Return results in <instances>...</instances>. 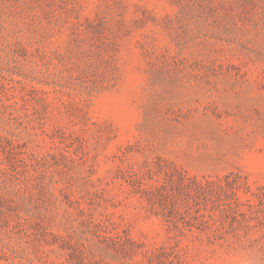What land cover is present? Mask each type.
<instances>
[{
  "label": "rangeland",
  "instance_id": "obj_1",
  "mask_svg": "<svg viewBox=\"0 0 264 264\" xmlns=\"http://www.w3.org/2000/svg\"><path fill=\"white\" fill-rule=\"evenodd\" d=\"M0 264H264V0H0Z\"/></svg>",
  "mask_w": 264,
  "mask_h": 264
},
{
  "label": "trees",
  "instance_id": "obj_2",
  "mask_svg": "<svg viewBox=\"0 0 264 264\" xmlns=\"http://www.w3.org/2000/svg\"><path fill=\"white\" fill-rule=\"evenodd\" d=\"M213 188H214V189H218L219 191L221 190V188L218 187V186H216V185H214ZM208 190H209V189H208ZM205 191H207V190H204V189L202 190V192H205Z\"/></svg>",
  "mask_w": 264,
  "mask_h": 264
}]
</instances>
